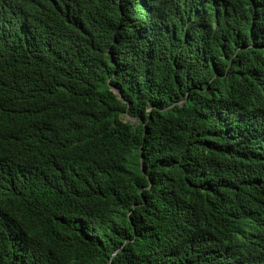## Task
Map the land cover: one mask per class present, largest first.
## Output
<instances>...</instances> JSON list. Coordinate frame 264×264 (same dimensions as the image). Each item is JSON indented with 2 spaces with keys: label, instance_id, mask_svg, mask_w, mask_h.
<instances>
[{
  "label": "trees",
  "instance_id": "obj_1",
  "mask_svg": "<svg viewBox=\"0 0 264 264\" xmlns=\"http://www.w3.org/2000/svg\"><path fill=\"white\" fill-rule=\"evenodd\" d=\"M0 116V264H264V0H0Z\"/></svg>",
  "mask_w": 264,
  "mask_h": 264
},
{
  "label": "clouds",
  "instance_id": "obj_2",
  "mask_svg": "<svg viewBox=\"0 0 264 264\" xmlns=\"http://www.w3.org/2000/svg\"><path fill=\"white\" fill-rule=\"evenodd\" d=\"M53 114L55 115L60 114L61 115L60 119L58 120L54 119L52 117ZM29 115L32 121H37L38 118H41V117L45 118L48 116L49 119H48L47 124L50 126L70 125L68 118L56 110L48 109L46 111L40 110L39 112L34 110ZM125 118L128 119V116H126ZM4 120L5 118L0 116V124ZM13 120H17V118L14 117ZM22 146H25V148H23V154L27 156L23 160L9 162L2 156L3 152L0 151V163H5L4 168L1 171L2 180L0 182V189H4L8 187L9 184L16 182L20 180L21 178L25 177L30 171L31 154L39 153L42 147L40 142H38L37 140L27 141L26 139H24L18 144V147H22Z\"/></svg>",
  "mask_w": 264,
  "mask_h": 264
},
{
  "label": "rangeland",
  "instance_id": "obj_3",
  "mask_svg": "<svg viewBox=\"0 0 264 264\" xmlns=\"http://www.w3.org/2000/svg\"><path fill=\"white\" fill-rule=\"evenodd\" d=\"M131 122L133 123L134 121H133V120H131Z\"/></svg>",
  "mask_w": 264,
  "mask_h": 264
},
{
  "label": "bare ground",
  "instance_id": "obj_4",
  "mask_svg": "<svg viewBox=\"0 0 264 264\" xmlns=\"http://www.w3.org/2000/svg\"><path fill=\"white\" fill-rule=\"evenodd\" d=\"M124 38V37H123ZM61 167V166H60ZM36 223V222H35Z\"/></svg>",
  "mask_w": 264,
  "mask_h": 264
}]
</instances>
